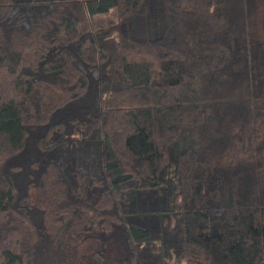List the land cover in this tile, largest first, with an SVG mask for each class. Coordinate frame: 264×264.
Here are the masks:
<instances>
[{
	"label": "trees",
	"instance_id": "1",
	"mask_svg": "<svg viewBox=\"0 0 264 264\" xmlns=\"http://www.w3.org/2000/svg\"><path fill=\"white\" fill-rule=\"evenodd\" d=\"M0 264H264V0H0Z\"/></svg>",
	"mask_w": 264,
	"mask_h": 264
},
{
	"label": "rangeland",
	"instance_id": "2",
	"mask_svg": "<svg viewBox=\"0 0 264 264\" xmlns=\"http://www.w3.org/2000/svg\"><path fill=\"white\" fill-rule=\"evenodd\" d=\"M104 17V18H103ZM114 17V14L113 13H106V14H100L97 16V19L99 21H97L98 23H101V22H106L109 18H113ZM102 20V21H100Z\"/></svg>",
	"mask_w": 264,
	"mask_h": 264
}]
</instances>
